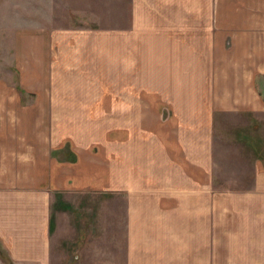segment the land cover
Here are the masks:
<instances>
[{
	"label": "crops",
	"instance_id": "crops-1",
	"mask_svg": "<svg viewBox=\"0 0 264 264\" xmlns=\"http://www.w3.org/2000/svg\"><path fill=\"white\" fill-rule=\"evenodd\" d=\"M83 32L104 37L109 92L0 107L12 263L50 264L56 194L98 193L123 199L124 264H264V159L223 185L214 133L216 112L264 115V0H128L119 27Z\"/></svg>",
	"mask_w": 264,
	"mask_h": 264
},
{
	"label": "rangeland",
	"instance_id": "rangeland-1",
	"mask_svg": "<svg viewBox=\"0 0 264 264\" xmlns=\"http://www.w3.org/2000/svg\"><path fill=\"white\" fill-rule=\"evenodd\" d=\"M127 6L128 0H0V107H28L37 92H109L113 62L104 58V37L83 31L119 27ZM214 133L223 185L247 186L251 161L264 159V115L216 112ZM123 211L119 195L56 194L50 264H124Z\"/></svg>",
	"mask_w": 264,
	"mask_h": 264
},
{
	"label": "trees",
	"instance_id": "trees-1",
	"mask_svg": "<svg viewBox=\"0 0 264 264\" xmlns=\"http://www.w3.org/2000/svg\"><path fill=\"white\" fill-rule=\"evenodd\" d=\"M253 151L255 152V150H253ZM0 258H2V261L3 262H5L7 264H12L11 259L7 256V254L5 253V251L2 249L1 245H0Z\"/></svg>",
	"mask_w": 264,
	"mask_h": 264
}]
</instances>
